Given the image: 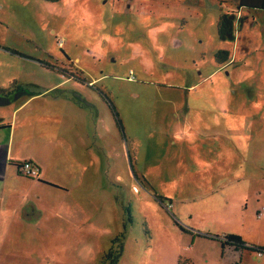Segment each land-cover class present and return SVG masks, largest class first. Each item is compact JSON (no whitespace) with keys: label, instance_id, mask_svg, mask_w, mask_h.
Wrapping results in <instances>:
<instances>
[{"label":"rangeland","instance_id":"obj_1","mask_svg":"<svg viewBox=\"0 0 264 264\" xmlns=\"http://www.w3.org/2000/svg\"><path fill=\"white\" fill-rule=\"evenodd\" d=\"M263 2L0 0V89H51L93 146L72 163L83 184L35 200L44 218L0 264H264L217 241L264 247Z\"/></svg>","mask_w":264,"mask_h":264},{"label":"crops","instance_id":"obj_2","mask_svg":"<svg viewBox=\"0 0 264 264\" xmlns=\"http://www.w3.org/2000/svg\"><path fill=\"white\" fill-rule=\"evenodd\" d=\"M51 92L37 91L25 101L0 107V248L27 232L33 215L44 218L35 203L43 193L74 195L88 171L86 165L72 163L92 157V134L84 122L78 126L70 104ZM27 161L39 167V180L22 177L13 165Z\"/></svg>","mask_w":264,"mask_h":264},{"label":"trees","instance_id":"obj_3","mask_svg":"<svg viewBox=\"0 0 264 264\" xmlns=\"http://www.w3.org/2000/svg\"><path fill=\"white\" fill-rule=\"evenodd\" d=\"M257 9L264 10V2ZM217 33L219 40L221 42H234L236 39V17L233 14H229L228 12H222L217 25ZM214 58H215V64L218 65V67H223L227 64H230L232 61L230 52L227 50L218 51L214 56ZM33 96L34 93L32 94L29 91L24 90L22 88L17 89L16 87H12L9 90L0 89V107H5L13 102L25 101L26 99H29L30 97ZM118 122L121 123L120 120H118ZM32 164L37 169H39V167L36 164L34 163ZM13 165H15L16 168H18L19 170L21 169L22 166V164L20 163H13ZM19 174L26 179H30L23 176L21 172H19ZM159 201L163 202L161 198L159 199ZM117 241H119V239L115 240V242ZM217 241L221 244L222 250L224 251L230 248L240 252H244V251L254 252L259 256L264 255V247L250 245L246 243L240 235L228 234L225 235L224 239L222 240L217 237ZM121 254H122V250L116 252L111 250L109 253L105 255L104 260H106L107 262H111L112 264H117L119 262V257Z\"/></svg>","mask_w":264,"mask_h":264},{"label":"built area","instance_id":"obj_4","mask_svg":"<svg viewBox=\"0 0 264 264\" xmlns=\"http://www.w3.org/2000/svg\"><path fill=\"white\" fill-rule=\"evenodd\" d=\"M20 172L23 176L30 178L31 180L40 179V170L37 169L30 161L22 163Z\"/></svg>","mask_w":264,"mask_h":264}]
</instances>
